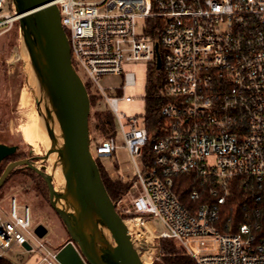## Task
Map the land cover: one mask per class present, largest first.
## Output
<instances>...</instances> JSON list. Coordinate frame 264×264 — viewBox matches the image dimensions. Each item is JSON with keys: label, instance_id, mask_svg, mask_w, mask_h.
Wrapping results in <instances>:
<instances>
[{"label": "built area", "instance_id": "1", "mask_svg": "<svg viewBox=\"0 0 264 264\" xmlns=\"http://www.w3.org/2000/svg\"><path fill=\"white\" fill-rule=\"evenodd\" d=\"M53 2L68 38L71 66L80 78L82 70L86 80L81 81L110 109L133 163L131 176L109 174L131 182L130 205L114 203L134 214L124 219L130 237L129 224L148 232L152 215L163 227L161 233L153 227V237L172 239L197 264H264V237L256 240L255 234L260 223L253 230L243 224L238 233H223L215 225L236 176L253 181L255 201L264 204V0ZM17 17L15 10L0 13V34ZM157 53L163 77L158 94L167 101L159 109L161 134L146 163L145 113L125 117L117 111L118 100L132 99L123 89L135 84L134 74L124 72V85L114 91L119 96L108 94L99 80L123 74L128 61L156 66ZM116 133L94 141L97 157L114 155ZM89 148L96 160L91 136ZM192 172L216 186L209 188L214 200L190 212L172 186L176 175ZM191 193V199L199 197L196 190ZM29 221L28 207L18 215L15 199L8 214L0 213V258L9 259L7 253L20 248L38 253V264H61L58 250L45 246L34 228L29 230Z\"/></svg>", "mask_w": 264, "mask_h": 264}, {"label": "rangeland", "instance_id": "2", "mask_svg": "<svg viewBox=\"0 0 264 264\" xmlns=\"http://www.w3.org/2000/svg\"><path fill=\"white\" fill-rule=\"evenodd\" d=\"M3 4L4 6L0 13H11L15 10L17 14V8H22L17 0H4ZM27 32L30 35L28 27ZM12 37L14 38V44L7 46V38L12 39ZM24 49L29 54V60ZM28 61L33 65L28 50L27 36L18 20V22L12 24L5 37L0 36V142L7 145L16 144V150L20 157L32 158L35 165L47 171L53 182L55 192L60 195V187L57 183L58 181L62 182L61 165L58 162L53 165L50 158L46 160L47 151H49V154H53V150L49 148V137L42 128L40 117L37 116V102H40V106L43 109L41 92L33 70L24 68ZM122 65L123 74L102 76L99 82L106 88L108 94L119 96L121 92L114 93L115 88L124 85V72H132L135 84L126 85L123 89L124 96L127 95L132 99L118 100L117 111L118 114L125 117L139 116L142 118L145 109L144 95L149 65L144 60L128 61ZM78 72L83 81H85L86 76L80 68H78ZM37 75L39 80L42 81L38 72ZM92 92L93 90L90 89V93ZM103 105L104 100L101 98L99 107H103ZM89 116V134L91 138L99 140L101 134L93 129L94 118L92 109H90ZM125 117H122L123 124H126ZM116 130L117 148L111 158L97 157L94 140H91V148H93L96 161L102 163L110 175L116 176L115 172H119L125 176H131L134 172L133 163H131L128 151L123 145V137L118 126ZM31 141L36 142L37 147L30 145L29 142ZM0 163L5 168L8 160H2ZM115 163L118 164L117 168H115ZM32 185L33 182L27 176H24L22 172H15L14 175L9 176L0 187V213H9L13 199H15V211L18 215H23L25 207H28L29 230L32 231L36 225L42 224L48 231L44 236L40 237V241L50 249L58 250L71 237L70 233L66 228L65 222L52 208L45 183L43 195L38 194L32 188ZM121 199L122 201H120ZM130 199L131 196L125 192L114 203L117 202L120 207H126L130 205ZM54 200L59 207L60 200L56 197ZM116 210L117 212H122L120 208ZM132 214L129 213L127 215ZM148 217H150L156 233H161L163 227L160 220L152 215ZM129 226L131 228V240L139 258L144 257L150 264H154V260L159 254V239L153 237L152 234H146L144 239L141 235L146 233L145 229L140 230V227L135 226L134 223H130ZM73 240L74 244L78 245V241ZM176 246L178 247L179 245L176 244ZM7 257L13 264H38L39 260L38 253L34 251L22 252L20 248L8 252Z\"/></svg>", "mask_w": 264, "mask_h": 264}, {"label": "water", "instance_id": "3", "mask_svg": "<svg viewBox=\"0 0 264 264\" xmlns=\"http://www.w3.org/2000/svg\"><path fill=\"white\" fill-rule=\"evenodd\" d=\"M17 1L22 6L16 10L17 15H22L18 20L27 36L34 68L48 88L59 119L61 165L65 186L62 198L55 192L48 172L35 165L29 157L15 159L5 165L0 174V187L13 168H31L46 182L52 208L65 222L71 238L78 241L80 250L89 264L97 262L88 253V245L82 234L74 229L68 213L57 206L55 197L59 200L73 199L79 210L104 230L101 241L105 246L104 256L109 264H143L132 244L124 220L106 192L98 165L90 153V99L85 84L71 66L68 38L59 19L58 7L53 0ZM27 27L32 37L28 35ZM155 64L157 68L161 67L159 53L156 55ZM16 149V144L7 145L0 142V162L12 155ZM48 155L49 151L46 157ZM34 231L38 237H42L48 230L39 224L34 227ZM23 246L29 248L26 244ZM56 259L61 264H87L71 240L58 249Z\"/></svg>", "mask_w": 264, "mask_h": 264}, {"label": "trees", "instance_id": "4", "mask_svg": "<svg viewBox=\"0 0 264 264\" xmlns=\"http://www.w3.org/2000/svg\"><path fill=\"white\" fill-rule=\"evenodd\" d=\"M15 22L18 21L16 20L13 23ZM8 31L3 32L0 36L5 37ZM7 40V46L14 44L13 37L12 39L7 38ZM162 79L163 77L160 70H158L155 65H149L146 74L147 82L144 95L145 125L148 130V139L145 144L144 162H146V157L149 156L152 148L151 145L159 138L161 134L160 127L163 125V118L159 113V109L167 101V99L158 94V88L163 81ZM85 87L88 92L90 109H92V115L94 118L93 129L101 134L100 139L108 138L110 135H114L116 133L114 129V117L110 109L105 102L103 107H99L101 99L100 96L93 92L90 93L91 87L89 83H85ZM91 140L97 141L95 138L93 139V137ZM20 158L22 157H20V154H18L16 150L12 155L5 157L3 160L13 161V159ZM95 162L98 165L100 177L101 180H103L106 192L108 196H110L111 200L115 202L118 198L123 196L126 191H128L131 182H124L110 176L108 170L102 163L96 160ZM117 167L118 164L115 163V168ZM3 169L4 168L0 163V174ZM15 172H22L24 176H27L31 182H33L32 188L35 189L38 194H44L43 187L45 183L47 188L46 182L35 171L26 166H19L13 168L7 178L14 175ZM215 186L216 185L213 183L212 179L197 176L192 172L176 175L173 179L172 190L178 195L182 205L190 212H193L201 202L214 200V197L209 193V188ZM193 190H196L199 193V197L197 199H191V192ZM255 193L254 182H247V177L244 175L236 176L229 181L228 194L226 195L224 204L220 206V214L218 220L215 222V225L221 232L238 233L243 224H248L253 230L254 226L260 223L259 230L255 232L256 240L264 237V204L259 202L256 203L254 198ZM119 214L123 220L134 215H127L123 212H119ZM158 243L159 254L155 258L154 264H197L193 258L184 252L183 248L179 244L177 247L176 243L172 239L162 237L159 239ZM0 264L13 263L7 258H0Z\"/></svg>", "mask_w": 264, "mask_h": 264}, {"label": "bare ground", "instance_id": "5", "mask_svg": "<svg viewBox=\"0 0 264 264\" xmlns=\"http://www.w3.org/2000/svg\"><path fill=\"white\" fill-rule=\"evenodd\" d=\"M22 15H18L17 18L21 17ZM25 51V49H24ZM26 52V51H25ZM27 53V58L29 60V54ZM27 69H32L34 76L36 78L37 84L39 85V89L41 92V100H42V106L43 109L40 106V102H37V116L40 117L42 128L44 129L45 133H47L49 137V144L52 150L53 154H49L46 159H52L53 165L58 162L59 165L62 164V158H61V132L59 128V119L55 112L53 102L51 100L48 88L46 84H42V81L39 80L37 75L36 68L33 67V65L28 61L26 66L24 67ZM50 133V136H49ZM32 145H37L36 142L31 141ZM49 146V145H48ZM61 176H62V182L58 181V185L60 187V197L63 198L64 196V178L62 174V165H61ZM61 210H65L70 218V221L74 227L80 234H82L84 240L86 241V244L88 245V253L90 256H92L93 260L97 262V264H109V262L106 260L104 253H105V246L103 245L101 241V235H104V230L100 228V226L95 223L93 220L88 218L84 213L79 210L78 205L76 202L71 198L66 199H60V205ZM148 232L141 235L142 238H146V234H152V227ZM138 235V234H137ZM136 235V236H137ZM145 241V240H144ZM143 243V242H141ZM133 244V242H132ZM134 245V244H133ZM140 260L143 264H150L149 261L145 260L144 257H140Z\"/></svg>", "mask_w": 264, "mask_h": 264}, {"label": "flooded vegetation", "instance_id": "6", "mask_svg": "<svg viewBox=\"0 0 264 264\" xmlns=\"http://www.w3.org/2000/svg\"><path fill=\"white\" fill-rule=\"evenodd\" d=\"M29 144L32 145L30 142H29ZM32 146L37 147V145H32ZM13 160H15V159H13ZM32 160H33V159H32ZM46 160H47V159H46ZM8 162H11V161H8ZM5 167H6V166H5ZM68 240H71L73 246L76 247V250L78 251L80 257H82V259H83L87 264H89L88 261L86 260L85 256L82 254V251L80 250V247H78V245L74 244V240H73L71 237H70ZM68 240H66V241H68ZM66 241H65V242H66ZM64 244H65V243H64ZM62 245H63V244H62ZM62 245H61V247H62Z\"/></svg>", "mask_w": 264, "mask_h": 264}]
</instances>
